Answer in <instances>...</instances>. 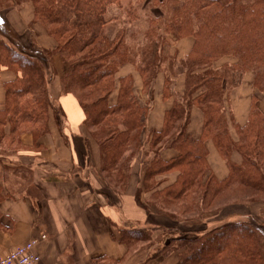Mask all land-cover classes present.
<instances>
[{"label":"trees","instance_id":"trees-1","mask_svg":"<svg viewBox=\"0 0 264 264\" xmlns=\"http://www.w3.org/2000/svg\"><path fill=\"white\" fill-rule=\"evenodd\" d=\"M15 1L32 4L33 25L55 48L38 46L29 32L17 34L0 9V63L20 75L6 85L0 154L22 149L23 134L33 135L37 143L50 133L58 112L51 93L52 64L59 55L68 65L62 93L74 96L83 110L85 127L100 148L105 178L125 192L135 167L141 169L136 203L150 222L160 225L121 230L120 242L131 245L128 254L152 249L147 261L176 254L177 264H264V224L249 218L210 228L227 208L264 202V112L253 96L247 122L236 123L228 109L227 78L230 72L253 73V88L264 96V0L245 5L240 0H136L132 6L149 15L144 34L148 43L141 52L128 45L126 32L107 33L106 14L112 6L124 10L122 0ZM153 10L160 14L153 15ZM168 36L176 42L191 38L192 49L184 58L177 49L166 54ZM226 57L237 63L216 67ZM126 65L142 80L144 102L132 75L118 78ZM180 74L185 76L182 94L174 91V77ZM160 80L164 99H173V104L165 112L162 130L148 132L147 117ZM194 108L204 117L198 141L187 134ZM209 141L228 166L224 180L207 160ZM166 149L179 156L163 160ZM172 174H178L176 181L163 187V177ZM199 226L200 232L189 230Z\"/></svg>","mask_w":264,"mask_h":264},{"label":"crops","instance_id":"crops-1","mask_svg":"<svg viewBox=\"0 0 264 264\" xmlns=\"http://www.w3.org/2000/svg\"><path fill=\"white\" fill-rule=\"evenodd\" d=\"M0 9L6 11L7 19L17 34L29 32L36 37L38 46L50 50L55 48L54 41L33 25L32 4L0 0ZM193 43L191 38L178 42L180 58L190 52ZM52 66L51 93L58 112L51 120L50 133L37 143L33 135L23 134L22 149L0 154V170L4 171V174H0V258L45 234L47 240L37 248L41 256L39 264H177L179 257L176 254L147 261L152 249L146 253L128 254L131 245L120 242L121 230L155 228L160 225L152 219L150 222L146 211L136 203L135 195L142 181L141 169L135 167L130 186L125 192L116 189L105 178L100 148L85 127L83 110L74 96L62 93L61 78L68 72V65L59 55H55ZM130 67L124 66L118 78L132 75L137 90L141 92L142 80L134 68L133 71L129 70ZM19 76L0 63V112L5 108L6 85ZM174 80V91L182 94L184 75L174 77ZM114 95L111 104L116 102L117 93ZM253 96L247 101L244 112L238 110L236 102L231 99L234 120L241 126L248 120ZM154 99L147 117L148 132L162 130L165 112L173 104V99L163 97L162 80L158 81ZM203 123V114L194 108L187 130L192 140H200ZM8 132L9 128L6 129ZM206 146L212 171L219 180L226 179L229 175L227 164L211 141ZM0 151H3L1 147ZM178 156L173 149L161 153L165 161ZM13 167H19L16 170L23 173L8 174ZM177 175L163 177L167 179L163 187L172 185ZM11 183L18 186L17 190L12 189ZM30 184L33 185V191L30 190Z\"/></svg>","mask_w":264,"mask_h":264},{"label":"rangeland","instance_id":"rangeland-1","mask_svg":"<svg viewBox=\"0 0 264 264\" xmlns=\"http://www.w3.org/2000/svg\"><path fill=\"white\" fill-rule=\"evenodd\" d=\"M251 0H240V3L242 5L248 4ZM136 0H122V7L123 9H119L117 6H112L110 8V12L108 11L106 14V20L108 21L107 25V33L111 36H114L116 32H126L127 35V42L130 47H134L136 52H141L142 48L145 47L148 43L147 39L144 38V34L148 31V14L147 12L143 11L141 12L136 5L132 6ZM149 8V6H148ZM174 8H171V11L168 14H171L173 12ZM136 13V15H135ZM153 15L158 16L160 14L159 10H153ZM135 15L137 17V20H132V16ZM134 21V22H133ZM38 28L42 30L39 26ZM43 31V30H42ZM31 34V33H30ZM168 45L166 47V54L173 55L175 50H178V42H176L174 37L168 36ZM170 45V46H169ZM156 47V46H155ZM237 63V60L233 57H226L221 59L216 63V67L219 65H233ZM129 70H134L131 66ZM175 70L180 73V65H177L175 67ZM135 71V70H134ZM136 72V71H135ZM137 74V73H136ZM182 75V74H180ZM183 76V75H182ZM119 77V75H118ZM137 78L139 76L137 75ZM185 78V76H184ZM228 78V90H229V99H230V106H228V109H232V102L231 99L233 98L235 106H238V110L243 112L246 110L247 107V101L250 100V96L254 95L257 96L259 99L258 106L260 109L264 112V96L260 94L257 90L253 88V79L254 74L253 73H247L244 75H241L240 73H229ZM183 77H181L182 83ZM138 80V79H137ZM252 92V93H251ZM138 97L141 99L142 102L145 101V95L141 94L140 90L137 91ZM115 98V95H113L112 100ZM234 133V132H233ZM234 136L235 133H234ZM3 154V152H2ZM16 168L19 167H13L10 170V173L8 174H22V171H17ZM14 169V171H13ZM138 173V172H137ZM0 174H4V171L2 169L0 170ZM7 174V173H5ZM26 174V173H24ZM30 178L32 177L31 175ZM13 190H17V187H15L14 183L10 184ZM29 185V184H28ZM27 185V187H28ZM30 190L33 191V185L30 184ZM231 194V193H230ZM231 196V195H230ZM227 198V197H226ZM230 197H228L229 199ZM227 199V200H228ZM226 200V199H225ZM224 199H222L221 203H224ZM224 206V204H222ZM169 211V210H168ZM217 220L215 223L210 224V228L219 226L220 224L227 222V221H246L249 218H253L256 222L259 224H264V202L262 201H255L250 202L248 206L245 207V205H237L234 207L227 208L222 214L217 216ZM164 224V223H161ZM190 226V225H189ZM177 228L180 229V227L177 226ZM193 232H200L202 228L196 227L194 229H189ZM149 251V250H148ZM141 252L146 253L147 251L142 250Z\"/></svg>","mask_w":264,"mask_h":264},{"label":"built area","instance_id":"built-area-1","mask_svg":"<svg viewBox=\"0 0 264 264\" xmlns=\"http://www.w3.org/2000/svg\"><path fill=\"white\" fill-rule=\"evenodd\" d=\"M46 240L47 236L43 234L39 239L16 247L13 251L0 258V264H39L41 256L37 253V248L41 242Z\"/></svg>","mask_w":264,"mask_h":264}]
</instances>
